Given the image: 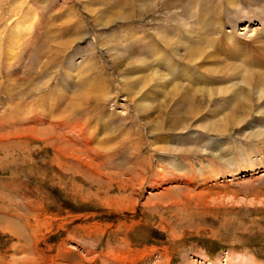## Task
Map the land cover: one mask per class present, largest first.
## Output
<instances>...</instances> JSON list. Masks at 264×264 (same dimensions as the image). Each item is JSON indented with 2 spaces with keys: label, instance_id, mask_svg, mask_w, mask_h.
<instances>
[{
  "label": "rangeland",
  "instance_id": "1",
  "mask_svg": "<svg viewBox=\"0 0 264 264\" xmlns=\"http://www.w3.org/2000/svg\"><path fill=\"white\" fill-rule=\"evenodd\" d=\"M262 96L264 0H0V264H264Z\"/></svg>",
  "mask_w": 264,
  "mask_h": 264
},
{
  "label": "bare ground",
  "instance_id": "2",
  "mask_svg": "<svg viewBox=\"0 0 264 264\" xmlns=\"http://www.w3.org/2000/svg\"><path fill=\"white\" fill-rule=\"evenodd\" d=\"M243 67H244V65H243ZM247 67V66H246ZM249 69V68H248ZM240 75V74H239ZM235 85V84H234ZM261 93H262V91H261ZM260 96H261V94H260ZM262 97H264V96H262ZM261 99V98H260ZM262 110V109H261ZM263 126V124H260V126ZM259 126V124L256 126V127H254V128H257ZM264 127V126H263ZM264 135V130H259V132H258V136H263ZM190 138V136H187L186 138L185 137H181L179 140H187V139H189ZM219 145V144H218ZM250 166V165H249ZM251 169L253 170V168L250 166V167H248L247 168V170L245 171V175L246 174H250L251 173Z\"/></svg>",
  "mask_w": 264,
  "mask_h": 264
}]
</instances>
